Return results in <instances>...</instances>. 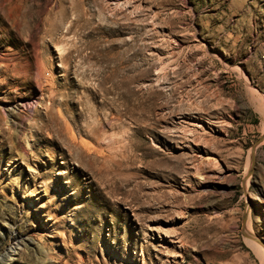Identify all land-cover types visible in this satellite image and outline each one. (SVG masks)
Segmentation results:
<instances>
[{
  "label": "rangeland",
  "instance_id": "1",
  "mask_svg": "<svg viewBox=\"0 0 264 264\" xmlns=\"http://www.w3.org/2000/svg\"><path fill=\"white\" fill-rule=\"evenodd\" d=\"M248 232L264 0H0V264H264Z\"/></svg>",
  "mask_w": 264,
  "mask_h": 264
},
{
  "label": "bare ground",
  "instance_id": "2",
  "mask_svg": "<svg viewBox=\"0 0 264 264\" xmlns=\"http://www.w3.org/2000/svg\"><path fill=\"white\" fill-rule=\"evenodd\" d=\"M30 105V103H25V102H22L21 104H19V107L20 109L24 110L26 108H28ZM244 233V232H243ZM248 236L250 237V240L252 241L253 245H254V249L257 251L258 255L261 256L262 258V263H264V246H262V244H260L259 242L255 241L253 239V235L248 232L247 233ZM245 235V234H244Z\"/></svg>",
  "mask_w": 264,
  "mask_h": 264
},
{
  "label": "water",
  "instance_id": "3",
  "mask_svg": "<svg viewBox=\"0 0 264 264\" xmlns=\"http://www.w3.org/2000/svg\"><path fill=\"white\" fill-rule=\"evenodd\" d=\"M261 139H262V138H260V139L258 140V142H260V141H261Z\"/></svg>",
  "mask_w": 264,
  "mask_h": 264
}]
</instances>
